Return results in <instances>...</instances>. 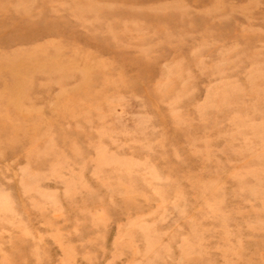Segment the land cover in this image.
I'll return each mask as SVG.
<instances>
[{
  "label": "rangeland",
  "instance_id": "1",
  "mask_svg": "<svg viewBox=\"0 0 264 264\" xmlns=\"http://www.w3.org/2000/svg\"><path fill=\"white\" fill-rule=\"evenodd\" d=\"M0 264H264V0H0Z\"/></svg>",
  "mask_w": 264,
  "mask_h": 264
}]
</instances>
